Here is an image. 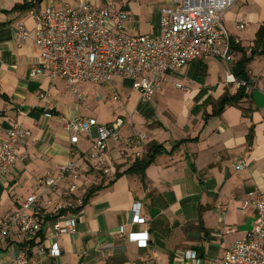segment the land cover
<instances>
[{"label":"crops","instance_id":"0c3cea01","mask_svg":"<svg viewBox=\"0 0 264 264\" xmlns=\"http://www.w3.org/2000/svg\"><path fill=\"white\" fill-rule=\"evenodd\" d=\"M24 1L0 0V141L14 122L29 131L16 147L19 157L14 167L0 177V221L36 191L37 177L58 161L79 158L89 146L94 130L70 144L62 120L93 117L104 124L123 116L122 136L144 132L147 144L155 141L164 151L143 175L125 170L146 146L120 154L122 146L110 139L113 169L108 175L80 159L78 193L102 187L82 207L74 234L57 237L60 255H38L35 242L33 264H194L181 254L185 250H195L203 264L217 263L251 227L255 211L245 201L264 191V54L249 63L251 85L246 96L219 114H211L213 103L225 92L234 94L237 86L224 81L228 65L211 55L165 72L149 101L143 102L125 78L80 83L73 96L62 79L29 74L38 62V51L30 38L19 41L14 35L19 21L28 30L34 27L28 10L19 9ZM78 1L42 0L40 5L59 8ZM168 3L117 0L128 13L124 28L133 34L158 33L161 9ZM241 20L244 26L238 28ZM262 23L264 0H236L223 15L229 37L245 51ZM238 55L233 51L234 58ZM181 140L185 141L174 145ZM240 160L246 165L236 169ZM116 172L122 174L107 184ZM134 204H139L143 224L134 222ZM144 231L147 244L140 246L130 235ZM19 248L14 236L0 242V264L13 260Z\"/></svg>","mask_w":264,"mask_h":264},{"label":"built area","instance_id":"2783aa9c","mask_svg":"<svg viewBox=\"0 0 264 264\" xmlns=\"http://www.w3.org/2000/svg\"><path fill=\"white\" fill-rule=\"evenodd\" d=\"M235 2L169 0L161 9L159 31L153 35L127 32L124 25L128 13L117 6V0H79L74 5L63 4L59 8L39 4L28 10L34 20L33 29H26L19 21L14 25V35L19 41L30 38L38 51V62L31 66L29 74L60 78L73 96L78 94L80 83H111L116 78H125L132 81L133 89L143 102L149 101L165 72L207 55L223 60L228 65L224 81L244 86L246 92L251 82L247 84L237 79L230 70L229 63L234 56L223 24L224 13ZM243 26L244 21H239L237 27ZM245 52L249 54V50ZM39 97L43 99L44 94L40 93ZM125 121L123 116L104 124L93 117L62 120L70 144L77 143L82 133L90 135L94 130L95 135L79 158L56 162L53 169L36 178V191L27 195L15 210L3 215L0 242L14 236L20 243L17 255L7 264H33L31 254L35 242L38 255H60L56 239L63 234H74L83 207L82 195L78 193L83 169L78 161L92 162L97 171L108 175L113 169L108 147L110 139L122 146L120 154L127 148H143L148 142L144 132L122 136L120 129ZM28 134L18 122L6 131L0 141V177L14 167L19 157L16 147ZM245 165L246 162L240 160L235 168ZM244 205H251L255 211L251 227L215 264H264V191ZM138 208L139 204L133 205L134 222L143 224L145 221L139 216ZM130 237L140 246L147 244V231L132 233ZM181 254L194 264H203L195 250Z\"/></svg>","mask_w":264,"mask_h":264},{"label":"trees","instance_id":"16d2710c","mask_svg":"<svg viewBox=\"0 0 264 264\" xmlns=\"http://www.w3.org/2000/svg\"><path fill=\"white\" fill-rule=\"evenodd\" d=\"M41 1L42 0H25L21 5H19V9L29 10L33 7H37ZM229 46L232 53L233 51H237L239 54L238 57L234 58L229 63L232 74L237 79L243 80L247 84H249L251 82V78L249 75V63L255 55L264 54V23H262L258 27L255 33V38L249 50V54H246L245 50L241 46L236 44L232 38H229ZM245 96L246 92L244 86H238L236 92L232 95L228 92H225L213 103L214 109L211 114L213 115L221 113L223 108L227 105H239V102ZM183 141L185 140L176 141L174 145L177 146ZM163 151L164 148L162 145L156 143L155 141H150L146 145L145 153L141 157L136 158L132 165L125 171H134L143 175L145 168L154 160V157ZM120 174L122 173L116 172L114 174V177L110 181H108L107 184L112 183V181L120 176ZM101 187L102 185L98 184L88 188V190L82 195L83 206L88 201L90 196H92Z\"/></svg>","mask_w":264,"mask_h":264}]
</instances>
